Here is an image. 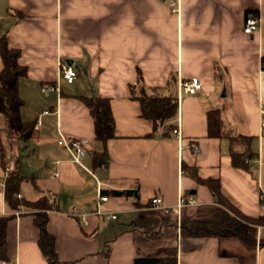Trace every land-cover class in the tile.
Here are the masks:
<instances>
[{"label": "crops", "instance_id": "obj_1", "mask_svg": "<svg viewBox=\"0 0 264 264\" xmlns=\"http://www.w3.org/2000/svg\"><path fill=\"white\" fill-rule=\"evenodd\" d=\"M247 12L258 19L251 35L242 31ZM1 38L19 52V117L33 125L29 139L4 142V154L22 177L16 198L50 202L45 228L58 262L132 264L136 255L152 252L138 233V213L162 212L150 208L155 197L174 219L179 199L188 202L184 206L215 205L200 180L217 181L239 214L264 215V139H258L264 0H0ZM59 61L77 73L69 84L58 77ZM191 78L200 89L182 93L178 83ZM44 86L51 89L41 91ZM141 93L174 98L173 118L152 131L131 97ZM96 97L107 100L114 133L98 164L92 154L102 146L92 138L82 102ZM211 109L218 110L224 131L246 140L206 137L205 112ZM176 118L178 138L170 134ZM59 135L87 141L81 166L56 145ZM230 151L250 156L245 168L231 165ZM1 168L0 161V176ZM5 178L0 218H8L6 260L0 264H47L36 244L35 210L7 209ZM73 207L82 222L70 213ZM177 227L152 254L169 252L175 264H239L234 255L246 252L235 238H182ZM253 252V264H264L263 225L255 227Z\"/></svg>", "mask_w": 264, "mask_h": 264}, {"label": "trees", "instance_id": "obj_2", "mask_svg": "<svg viewBox=\"0 0 264 264\" xmlns=\"http://www.w3.org/2000/svg\"><path fill=\"white\" fill-rule=\"evenodd\" d=\"M19 52L9 48L3 38L0 39V161L4 157V142L8 140H26L33 132L31 123L21 121L19 108L21 100L17 95V79L24 74L23 67L17 64ZM137 102L139 116L151 122L152 131L160 127L164 122L173 118L175 114V99L154 94L131 95ZM82 102L88 110L93 125V140L101 144L99 153L92 154L95 164L105 162V144L114 137L113 120L109 105L103 98H82ZM206 137L228 138L230 142L237 139L246 140V137L231 136L222 129L217 109L205 112ZM170 129V125L167 126ZM245 138V139H244ZM248 140V138H247ZM230 162L233 167L245 168V161L249 155L243 152L230 151ZM22 177L11 171L7 174L3 186V201L8 210H16L20 206L35 210L32 214V222L37 229L36 244L38 250L47 264H62L57 261L53 238L46 231L45 212L50 207V202L39 197L35 201L28 202L16 198L18 185ZM215 197V205L184 206L179 209L178 222L170 215L158 210H146L139 212L136 218L138 233L149 241L160 239L171 240L175 235V226L178 225V234L182 238L214 237L217 239L235 238L246 249L243 254L234 255L239 264L254 263L255 227L264 226L263 216H244L239 214L233 205L220 192L217 181L213 179L200 180ZM111 194H126L124 192H112ZM7 217L0 218V261L6 260L4 229ZM177 224V225H176ZM137 235V239H139ZM132 264H175L171 253L162 255H136Z\"/></svg>", "mask_w": 264, "mask_h": 264}, {"label": "built area", "instance_id": "obj_3", "mask_svg": "<svg viewBox=\"0 0 264 264\" xmlns=\"http://www.w3.org/2000/svg\"><path fill=\"white\" fill-rule=\"evenodd\" d=\"M257 29H258L257 17L252 12H247L243 19V29H242L243 33L245 35H251L252 33L256 32ZM259 66H260V69L264 71V56L261 57ZM57 69H58L59 79L65 83H68V84L71 83L77 76L75 69L71 65H68L67 63L60 62V61L57 62ZM178 87L182 91V93L190 95V94H195L200 89V83L197 79L191 78L187 81L178 83ZM48 89H51V88H47L46 86H44L41 88V91H46ZM258 115H259L258 139L260 141L261 139H264V110L262 108L258 109ZM170 134L176 138L179 137L177 118L175 119V126L170 129ZM55 143L57 146L64 148L68 152V154L71 157V160L74 163L80 166L82 165L81 160L83 159L85 155V146L87 144V141L85 139H75V138L64 137L62 135H59ZM190 148L193 153L197 151L196 147L192 143L190 144ZM260 150L261 148L259 146L258 154ZM11 171H13L12 160L10 158V155L6 153L4 154V157H3L0 180L4 179L7 176V174ZM16 197H19V196L16 195ZM47 198L48 200H52L51 195H48ZM97 198L98 200L103 199V197H101L99 194H97ZM187 203H185L182 199H179L176 207H174V209L172 210V213L175 216L176 223L178 222L179 209L182 206L186 205ZM150 208L160 209L165 214L170 212L169 208L161 205L160 199L157 197L150 200ZM70 213L78 217L81 222L83 221V215L78 214L74 207L71 208ZM107 217L108 215H105V218Z\"/></svg>", "mask_w": 264, "mask_h": 264}, {"label": "rangeland", "instance_id": "obj_4", "mask_svg": "<svg viewBox=\"0 0 264 264\" xmlns=\"http://www.w3.org/2000/svg\"><path fill=\"white\" fill-rule=\"evenodd\" d=\"M156 243L159 245V242H158V241H150L149 244H148V242L145 243V244H147V245H150L149 247L152 248V250H151L152 252H148V251H150V250L147 249V250H148V251H147V250L145 249V250H146L145 253L147 252L146 254H152V253L156 254V253L158 252V251H155V247L157 246ZM155 245H156V246H155ZM159 253H160V252H159Z\"/></svg>", "mask_w": 264, "mask_h": 264}]
</instances>
